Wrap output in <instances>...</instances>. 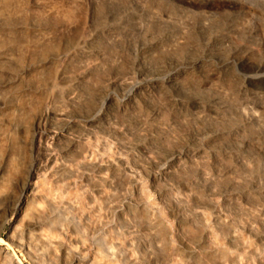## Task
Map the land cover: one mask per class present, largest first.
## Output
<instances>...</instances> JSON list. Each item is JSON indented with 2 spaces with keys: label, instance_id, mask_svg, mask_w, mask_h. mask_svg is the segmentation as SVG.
<instances>
[{
  "label": "rangeland",
  "instance_id": "obj_1",
  "mask_svg": "<svg viewBox=\"0 0 264 264\" xmlns=\"http://www.w3.org/2000/svg\"><path fill=\"white\" fill-rule=\"evenodd\" d=\"M0 264H264V0H0Z\"/></svg>",
  "mask_w": 264,
  "mask_h": 264
}]
</instances>
